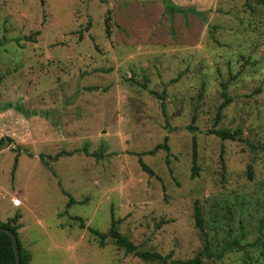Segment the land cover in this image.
I'll return each instance as SVG.
<instances>
[{"label":"rangeland","instance_id":"1","mask_svg":"<svg viewBox=\"0 0 264 264\" xmlns=\"http://www.w3.org/2000/svg\"><path fill=\"white\" fill-rule=\"evenodd\" d=\"M170 1L194 13L170 16L164 0H0V123L14 138L0 153V221L20 215L30 264H163L110 238L101 247L90 229L108 234L112 218L140 252L194 259L196 204L204 264H264V5ZM236 129L241 141L209 133ZM167 137L169 155L149 154Z\"/></svg>","mask_w":264,"mask_h":264},{"label":"trees","instance_id":"2","mask_svg":"<svg viewBox=\"0 0 264 264\" xmlns=\"http://www.w3.org/2000/svg\"><path fill=\"white\" fill-rule=\"evenodd\" d=\"M260 4L264 5V0H259ZM164 6H165V10L166 12L171 16L175 13L177 14H190V13H194L193 9H181L178 7H175V5L173 4V2H171L170 0H164ZM107 32H108V36L110 33V26H107ZM3 46V41H0V49ZM145 87V86H143ZM223 88L226 89V85H223ZM151 95L155 96L156 98H158L161 101V108H162V114L165 118V121L167 122V112L165 109V102L163 99V96L155 93V92H150ZM232 102V99H227L226 102L221 106L220 111H222L225 107H227V105ZM10 108H15L18 111H22L21 106H14V105H10ZM195 121V117L193 118V122ZM191 131H194L195 129L192 126H189L188 128ZM210 134H213L215 136H217L218 138H220L222 141H241V137H242V129H236L235 131H230V130H210L209 132ZM168 137L164 140V143L162 145H158L154 148V150L150 151L149 154L151 155H155L156 153H158L159 151H165L167 152V154L169 155L170 152V148L168 146ZM14 144V140L10 137H2L0 139V150H3L5 148H9L10 146H12ZM192 149H193V153H192V178H195L198 175L199 169H198V152H197V142H196V138H193V145H192ZM14 152L17 153L16 157H15V161H14V165L12 167V177H14L17 167H18V162H19V154L22 151V148L20 146H16L13 149ZM84 152L86 155L88 154V149H84ZM42 158H44L42 156ZM48 164V163H47ZM139 164L141 169L148 174L151 177L155 176V173L153 172L152 169H150L147 165H145L143 163V161L141 160V158L139 157ZM167 164H169V161L167 160ZM63 194L67 197H69V195L66 192H63ZM71 203H73L72 198L70 199V202L68 204V206L71 205ZM20 218V215H16L14 219H10L7 222H1L0 221V228H4V229H8L11 232H13L18 240V248H19V256H20V264H30L32 261V256L29 253V251L27 249H25L23 247V244L21 242L20 236H19V230L21 229V226L18 224V220ZM194 218H195V225L198 228V230L201 232V234L203 235L204 239H205V247L204 250L202 252H200L198 254L197 257H195L194 259L188 260V261H174L171 264H204L203 263V256L206 255L209 257V241H208V235L205 231V227H204V222L202 219V212L201 209L199 207V204H196L194 207ZM81 221V228H84V223L83 220ZM120 224V220H114L112 218V223H111V227H110V231L108 234H100L97 231H93L92 229H90L91 233H93L94 235L98 236L101 239L100 242V246L104 247L105 246V242L108 238H110L113 242V244L124 250L126 254H131L134 255L136 257H138L139 259L145 261V262H160L163 264L168 263V260L170 259L168 256L163 257L162 255L158 254V253H150V252H140L138 250V248L131 242L129 241V239L127 237H125L124 235H122L119 230H118V226ZM0 264H16V258H15V253H14V249H13V244H12V240L11 237L3 232H0Z\"/></svg>","mask_w":264,"mask_h":264},{"label":"water","instance_id":"3","mask_svg":"<svg viewBox=\"0 0 264 264\" xmlns=\"http://www.w3.org/2000/svg\"><path fill=\"white\" fill-rule=\"evenodd\" d=\"M0 232L6 233L11 237L13 249L16 258V264H20V256H19V248H18V240L13 232L8 229L0 228Z\"/></svg>","mask_w":264,"mask_h":264},{"label":"crops","instance_id":"4","mask_svg":"<svg viewBox=\"0 0 264 264\" xmlns=\"http://www.w3.org/2000/svg\"><path fill=\"white\" fill-rule=\"evenodd\" d=\"M6 126V124L4 123V124H1L0 123V139L2 138V137H5V134L4 133H6V135H8L7 133H8V129L5 127ZM5 127V128H4ZM7 137H10V138H12L13 140H14V138L12 137V136H7ZM3 151H5V150H2V151H0V153H3ZM15 201H17L18 202V200H14L13 201V203L15 202ZM20 202V201H19ZM15 204V203H14ZM16 206V205H15Z\"/></svg>","mask_w":264,"mask_h":264},{"label":"built area","instance_id":"5","mask_svg":"<svg viewBox=\"0 0 264 264\" xmlns=\"http://www.w3.org/2000/svg\"><path fill=\"white\" fill-rule=\"evenodd\" d=\"M14 203H15L16 206L20 205V202L19 201L18 202L15 201Z\"/></svg>","mask_w":264,"mask_h":264}]
</instances>
